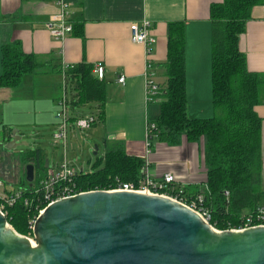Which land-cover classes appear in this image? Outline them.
I'll return each mask as SVG.
<instances>
[{
	"label": "crops",
	"instance_id": "0c3cea01",
	"mask_svg": "<svg viewBox=\"0 0 264 264\" xmlns=\"http://www.w3.org/2000/svg\"><path fill=\"white\" fill-rule=\"evenodd\" d=\"M66 1L69 4V19L72 25L74 24V30L62 40H57L49 35L45 26L49 18L58 14L55 0H0V74L3 45L17 43L23 53L35 55L39 62L35 70L25 75L18 86L0 88L1 154L5 153L2 149L12 138L13 130L9 127L22 126L28 117H31L28 121L30 126L50 128L52 132L56 129L55 113L61 94V76L56 66L60 61L71 65L84 62L92 65L99 63L103 66L106 97L102 115L91 127L92 134L100 137L102 145L105 140H117L122 143L128 155H142L145 147L142 136L143 120L148 121V115L157 114L159 105L158 102L153 104L155 106L145 102V46L130 39L129 25L142 21L151 24L150 35L155 39V43L150 46L148 60L154 74L152 80L160 87L165 82L162 64L166 59L169 23L183 24L187 112L190 117H200L191 111L192 108L202 107L210 97L209 10L211 4L221 0ZM238 47L245 55L247 69L264 74V3L251 9L244 32L239 36ZM120 75L124 76L122 84L117 82ZM255 110L262 119V177L264 104L257 106ZM97 111L95 104L71 109L73 115H95ZM131 120L137 123L129 129ZM118 122L124 124L121 131L120 125H116ZM15 131L22 141V133L19 129ZM152 139L155 143L150 144L146 155L147 171L152 177L160 179L165 173H170L175 178V185L197 187L203 184L205 174L200 144L187 142L183 136L176 145L159 142L155 137ZM73 140L77 141V137H72L70 141L73 143ZM21 154L22 151L18 153L19 163L14 167L15 170H12L16 173L5 177L0 175L9 185L20 182V172L23 168L25 178L26 164L22 161ZM42 154L45 157L44 166L47 160V171L60 160L55 157L46 158L44 149Z\"/></svg>",
	"mask_w": 264,
	"mask_h": 264
},
{
	"label": "trees",
	"instance_id": "16d2710c",
	"mask_svg": "<svg viewBox=\"0 0 264 264\" xmlns=\"http://www.w3.org/2000/svg\"><path fill=\"white\" fill-rule=\"evenodd\" d=\"M264 0H221L210 5L211 21V87L213 115L206 118L190 117L185 96V58L183 24L169 23L166 59L162 64L165 74L163 88L166 95L158 101L159 112L149 140L176 145L181 136L187 142L200 144L205 180L197 187H182L181 193H170L189 199L196 194L204 197L210 212L211 226L223 230L235 227L242 215L264 208L261 189V122L256 107L264 104V74L247 69L244 53L239 50V36L244 32L251 9ZM73 30H74V24ZM39 65L35 55L25 54L17 43L1 48L0 88L19 85L25 75ZM61 73V63L57 64ZM70 88L71 109L95 104L97 118L102 115L105 102V81L98 79L93 65L79 63L64 70ZM102 164L73 179L81 190L104 189L113 178L122 182L135 181L144 161L128 155L120 141L105 140ZM43 149L25 148L21 157L25 164L34 166L31 187L23 178L10 185V191L22 189L21 197L7 208L5 219L20 235L32 237L29 221L37 211L38 195L34 188L46 175ZM6 183V182H5ZM7 185H9L7 183ZM224 192L228 195L224 196ZM28 205H24V200ZM40 207V205H39Z\"/></svg>",
	"mask_w": 264,
	"mask_h": 264
},
{
	"label": "water",
	"instance_id": "95a60500",
	"mask_svg": "<svg viewBox=\"0 0 264 264\" xmlns=\"http://www.w3.org/2000/svg\"><path fill=\"white\" fill-rule=\"evenodd\" d=\"M16 133L6 149L28 146ZM33 177L28 163L24 179L31 184ZM31 233L33 241L0 213V264H264V226L218 231L171 198L137 192L57 200Z\"/></svg>",
	"mask_w": 264,
	"mask_h": 264
},
{
	"label": "built area",
	"instance_id": "2783aa9c",
	"mask_svg": "<svg viewBox=\"0 0 264 264\" xmlns=\"http://www.w3.org/2000/svg\"><path fill=\"white\" fill-rule=\"evenodd\" d=\"M58 7V14L49 18L46 23V29L51 37L57 40H62L65 36L69 35L73 31V26L70 21L71 12L69 4L66 0H55ZM151 24L148 21H142L141 23H132L129 25L130 39L134 43L142 44L145 46V53L147 61L144 69L145 77V102H158L165 95L166 90L163 87L157 85L153 80V73L151 70V62L149 59L150 46L155 43V39L150 35ZM61 63V94L58 99V110L55 113L56 129L53 132V139L56 143L60 142L63 147V155L59 162L39 181L38 186L34 188V193L38 195V204L35 207L37 211L32 220L29 221V229L32 230L35 219L43 212V210L53 202L72 197L81 193L91 192L96 190L104 191H126L137 192L149 195H159L171 198L186 207L193 210L204 221L209 223L211 218L210 212L207 207L204 206V197L202 194H196L195 197L189 199L179 198L172 195L170 192L173 189H177L179 193L182 191L180 185H175V178L170 173H165L160 179L152 177L147 171V158L146 155L149 152L150 144H148L149 138L154 130V124L146 121L145 123V147L141 157L144 161V165L141 169L140 176L132 182H122L117 177L113 178L110 182V186L104 189H91L81 190L75 184L74 177L81 173H86L88 170H84L82 166L75 165L72 160L67 159L66 152L68 149H73V143H68L67 132L70 128H75L80 134H83L85 130L89 129L96 121L97 114L87 115H73L71 112L69 97H68V80L66 78L64 70L72 67L73 65L64 62ZM93 72L98 79H103L105 70L99 63L93 65ZM117 82L122 84L124 82V76L120 75L117 78ZM77 158L75 157L74 161ZM32 186L31 184L29 185ZM7 185L3 179L0 178V213L5 217L7 214V208L12 206L17 199L21 197L22 189H15ZM9 191H8V190ZM228 193L224 192V196ZM24 205H28V201L25 199ZM40 205V207H39ZM210 224V223H209ZM264 226V208L257 207L254 211L242 215L239 219V223L235 227H228L223 230L241 231L246 228ZM213 227V226H212ZM214 228V227H213ZM215 229V228H214ZM217 230V229H215ZM222 231V230H218ZM33 241V239H30Z\"/></svg>",
	"mask_w": 264,
	"mask_h": 264
},
{
	"label": "rangeland",
	"instance_id": "374dc122",
	"mask_svg": "<svg viewBox=\"0 0 264 264\" xmlns=\"http://www.w3.org/2000/svg\"><path fill=\"white\" fill-rule=\"evenodd\" d=\"M210 76H211V72H210ZM211 89L212 87H211V80H210L209 100L205 101L202 107L192 108L191 112H195L197 116H200L197 118H206V117H211L213 115V107L211 103V98H212ZM153 104H157V103L156 102L149 103V105L155 106ZM157 109H158L157 114L152 115V116L150 115L147 116V120L153 124L159 112V105ZM23 119L25 118L23 117ZM30 119L31 117L30 118L28 117V120L25 119L27 122L23 124L22 126L9 127L10 130L19 129V131L22 133V138H23L21 142L27 143L28 146L19 145L15 147L14 149H6V148L2 149V151H4L5 153H2V154L0 153V175H2L3 177H5L6 175L10 176L11 174L16 173V171L12 172V170H15L14 167L17 165V163H19L18 153L20 151H23L26 147L29 149L31 148L33 149L36 146H40L41 148L44 149L46 153V158L48 159H52L54 157L57 159L58 158L61 159L63 155L62 144L60 142L56 143L55 139H53L52 130L50 128H38L36 126H30L31 124L28 122ZM136 123L137 121L131 120L129 123V129H130V126L135 125ZM145 123H146V120H143L142 136L144 138L143 139L144 143H145ZM116 125L118 126L120 125L121 128L119 129V131L124 129V124H121L118 122V124ZM91 127L85 130L83 134H80L79 131L76 130L75 128H70L67 132V140H68L67 142L68 143L71 142L70 140L72 137L74 136L77 137V141L73 140V143H74L73 149H68L66 152L67 159L72 160L75 163V165L82 166L84 170L91 169V165H96L97 166L96 168H98L102 164V157H103V150H104L102 141L100 140V137L92 134L93 131L91 130ZM117 135L120 136V134H117ZM152 142L155 143V140L154 139H151V141L149 140L148 144H151ZM94 145H97L98 147L95 154H94ZM75 157L77 158L76 161H74ZM23 171H24V168L22 172H20L21 178H24ZM17 175H19V171ZM261 188L264 190V171L262 172V177H261ZM22 236H25L28 239H32V237H30L29 235H22Z\"/></svg>",
	"mask_w": 264,
	"mask_h": 264
}]
</instances>
